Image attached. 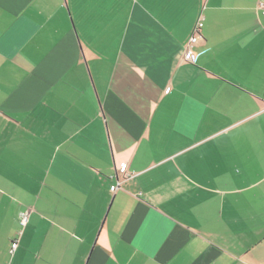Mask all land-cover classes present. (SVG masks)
Wrapping results in <instances>:
<instances>
[{
  "label": "crops",
  "instance_id": "obj_1",
  "mask_svg": "<svg viewBox=\"0 0 264 264\" xmlns=\"http://www.w3.org/2000/svg\"><path fill=\"white\" fill-rule=\"evenodd\" d=\"M0 264H264V0H0Z\"/></svg>",
  "mask_w": 264,
  "mask_h": 264
},
{
  "label": "built area",
  "instance_id": "obj_2",
  "mask_svg": "<svg viewBox=\"0 0 264 264\" xmlns=\"http://www.w3.org/2000/svg\"><path fill=\"white\" fill-rule=\"evenodd\" d=\"M202 26V22H198L197 23V26H196V33H194L190 39H189V44L186 48V52H185V59L189 62H192L194 63L195 62V59H196V55L192 49V46L193 44L198 40V37H199V31H200V27ZM26 220H27V212H24V213H21V224H25L26 223ZM13 247L16 246V243H13L12 245Z\"/></svg>",
  "mask_w": 264,
  "mask_h": 264
}]
</instances>
